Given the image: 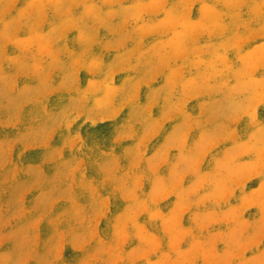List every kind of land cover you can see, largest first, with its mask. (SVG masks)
Returning <instances> with one entry per match:
<instances>
[{
  "label": "rangeland",
  "instance_id": "374dc122",
  "mask_svg": "<svg viewBox=\"0 0 264 264\" xmlns=\"http://www.w3.org/2000/svg\"><path fill=\"white\" fill-rule=\"evenodd\" d=\"M0 264H264V0H0Z\"/></svg>",
  "mask_w": 264,
  "mask_h": 264
}]
</instances>
